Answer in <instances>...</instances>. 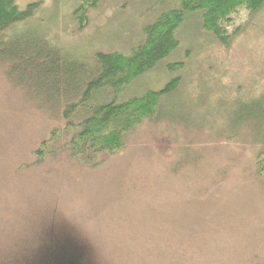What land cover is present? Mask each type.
<instances>
[{
	"label": "rangeland",
	"instance_id": "rangeland-1",
	"mask_svg": "<svg viewBox=\"0 0 264 264\" xmlns=\"http://www.w3.org/2000/svg\"><path fill=\"white\" fill-rule=\"evenodd\" d=\"M13 2L40 6L7 38L43 35L84 59L139 43L145 25L178 5L105 0L78 31L76 0ZM223 29L227 43L188 20L178 50L121 99L181 76L179 92L164 99L158 121L127 134L124 151L91 169L59 158L21 169L60 120L9 82L0 63L1 255L57 236L82 264H264V181L253 173L252 130L223 133L240 104L264 95V9L253 19L240 10Z\"/></svg>",
	"mask_w": 264,
	"mask_h": 264
},
{
	"label": "trees",
	"instance_id": "trees-1",
	"mask_svg": "<svg viewBox=\"0 0 264 264\" xmlns=\"http://www.w3.org/2000/svg\"><path fill=\"white\" fill-rule=\"evenodd\" d=\"M103 1L76 0L72 20L78 31L86 28L89 11ZM39 6L40 3H30L21 10L13 0H0L1 72L60 120L35 148L32 163L25 164L22 170L39 166L48 158L91 169L103 164V155L114 157L124 151L127 134L147 122L158 121L163 115L164 99L177 94L184 80L179 76L157 91L147 90L123 100L121 96L178 50L182 43L179 30L188 20L196 18L201 30L227 43L229 37L223 28L230 17L245 10L253 19L264 9V0H178L176 8L143 27L139 43L121 51L93 52L88 59L71 56L43 35L7 38L8 32L30 20ZM237 108L230 117L229 129L223 133L238 136L239 128L252 130L256 146L253 173L264 181V95ZM59 241L53 236L45 245L24 244L18 251L0 254V260L12 257L14 261L9 264H82L80 256L67 255ZM12 248L10 245L9 250ZM23 252L28 256L23 257Z\"/></svg>",
	"mask_w": 264,
	"mask_h": 264
},
{
	"label": "bare ground",
	"instance_id": "bare-ground-1",
	"mask_svg": "<svg viewBox=\"0 0 264 264\" xmlns=\"http://www.w3.org/2000/svg\"><path fill=\"white\" fill-rule=\"evenodd\" d=\"M77 107V106H76ZM153 109V108H152Z\"/></svg>",
	"mask_w": 264,
	"mask_h": 264
}]
</instances>
